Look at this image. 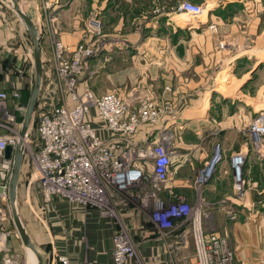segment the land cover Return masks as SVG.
<instances>
[{
	"label": "crops",
	"instance_id": "obj_1",
	"mask_svg": "<svg viewBox=\"0 0 264 264\" xmlns=\"http://www.w3.org/2000/svg\"><path fill=\"white\" fill-rule=\"evenodd\" d=\"M17 1L42 39L38 97L46 93L53 103L59 98L53 92L57 86L48 53L50 27L57 26L62 43L74 48L83 41L85 17L94 12L103 33L87 37L95 54L83 83L90 89L98 80L107 83L105 92H93H116L130 107L144 100L156 106L168 104L165 126L173 134L175 152L168 191L196 206L204 232L226 238L233 264H264V151L258 154L252 149L247 131L256 115L264 112V0H187L200 5L204 14L185 21L174 12L178 0ZM11 10L0 3V92H6V106L20 131L34 65L28 46L31 37L14 7ZM51 15L53 24L48 20ZM151 129L141 126L133 140L142 144ZM4 133L0 130V135ZM216 146L220 160L198 194L195 176L214 159ZM235 152L246 154L245 178H250L242 200L235 198L229 163ZM29 172L23 156L15 205L42 264H58V256L66 257L70 264H112L114 220L58 198L45 202L39 182ZM169 196L165 190L159 192L165 202ZM129 198L127 193L114 194L118 216L126 224L145 226L148 216ZM0 206L6 213L0 222L7 234L6 254L16 263L26 248L13 222L7 192L5 198L0 197ZM228 211H233L234 219H229ZM147 227L134 231L137 257L143 264H195L188 231L162 242ZM3 257L0 251V263Z\"/></svg>",
	"mask_w": 264,
	"mask_h": 264
},
{
	"label": "built area",
	"instance_id": "obj_2",
	"mask_svg": "<svg viewBox=\"0 0 264 264\" xmlns=\"http://www.w3.org/2000/svg\"><path fill=\"white\" fill-rule=\"evenodd\" d=\"M48 9L46 3L44 11ZM177 10L191 18L199 17L203 11L200 5L187 0H182ZM48 20L53 24L55 17L51 15ZM101 28L96 16L86 24L92 36L98 37ZM59 32L57 26L50 27L54 79L59 98L53 103L51 96L41 94L32 120L38 141L32 154V175L39 182L44 201L48 203L52 198H58L85 211L95 210L101 218L114 220L117 229L112 236V264H125L136 257L131 234L141 227L124 223L118 216L113 199L114 194L126 193L131 197L129 202L137 204L161 232L172 230L175 221L189 222L186 231L192 240L195 264H233V252L226 238L214 232H204L201 213L196 206L191 208L182 196H174L168 191L170 166L175 156L173 134L165 126L171 107L168 104L156 106L149 100L130 107L116 92L96 95L82 78L95 54L93 46L86 41L68 48L60 40ZM13 96L19 97L18 92ZM6 100V92H0V130L5 132L0 135V186L4 190L12 161L4 160L3 152L6 146H16L21 140L19 133L17 137L10 135L14 133L16 120L6 106ZM141 126H149L153 130L139 144L133 136ZM153 131L156 132L154 135ZM247 131L252 149L260 154L264 151V112L256 115ZM103 132L109 136L103 137ZM215 148L214 159L206 162L195 176L194 189L198 194L211 180L220 160L219 146ZM229 163L235 198L242 200L248 191L246 154L233 153ZM147 185L151 186V191L135 195L128 193ZM163 190L174 199L173 203L159 198V192ZM5 194L0 197L5 198ZM232 212L228 211L227 215L234 219ZM5 217L6 213L0 206V222ZM6 237L0 227V251L4 252L0 264H15L6 254ZM56 262L70 264L64 256H58Z\"/></svg>",
	"mask_w": 264,
	"mask_h": 264
},
{
	"label": "water",
	"instance_id": "obj_3",
	"mask_svg": "<svg viewBox=\"0 0 264 264\" xmlns=\"http://www.w3.org/2000/svg\"><path fill=\"white\" fill-rule=\"evenodd\" d=\"M11 1L13 2V7H14L16 14L18 15L19 19L21 20L22 24L24 25L26 29V33L31 37V40H32V44H33L32 58H33V65H34V76H33L32 86L29 91L24 120L22 122V126L19 131V136L21 140L18 141L16 146H10V145L6 146L3 152L4 160H12V168H11V173H10L8 185L6 188V192L9 198L13 222L21 238V241L23 245L25 246V248L30 250L36 256L38 264H42L43 258L39 254V252L36 250V248L32 245L25 229L23 228L21 221L19 219L17 210H16V205H15L19 171H20V167L23 161V156H24L22 140L28 134V129H29L30 122L34 114V109L37 103V98L39 95L41 81H42V62H41V56H40V43L42 39L39 37V34L37 32L35 25L31 21V19L28 17V15L22 10L18 1L17 0H11ZM12 156H13V159H12ZM4 192L5 190L3 189V187L0 186V194Z\"/></svg>",
	"mask_w": 264,
	"mask_h": 264
},
{
	"label": "rangeland",
	"instance_id": "obj_4",
	"mask_svg": "<svg viewBox=\"0 0 264 264\" xmlns=\"http://www.w3.org/2000/svg\"><path fill=\"white\" fill-rule=\"evenodd\" d=\"M181 1H182V0H178V2L176 3L175 10H174L175 13H178L177 8H178V5H179V3H180ZM0 3L9 6V8L12 9L11 11H13V2H12L11 0H0ZM192 4H193V3H192ZM176 10H177V11H176ZM95 15H96V14H95ZM95 15H94V12H90V13L87 14V16L85 17V20H84V26H83V27H84V30H85V32H84V38L82 39L83 41L80 42V44H81V43H87L86 41H88V40H87V37H88V36H89L88 39L92 37V32H90V31L88 32L87 29H86V24L88 23L89 19L92 18V17H95ZM180 19H182V20L185 21V20H190L191 17L182 14V15L180 16ZM182 20H179V21L182 22ZM101 33H103V32H102V28H101ZM101 33H100V35H101ZM32 45H33L32 42L28 44V46H29V51H31V55H32V52H33V46H32ZM48 48H49V49H48V53L50 54L51 62H52V64H54L53 61H52V47H51V42H49V47H48ZM24 52H25V51H23V54H26V53H24ZM47 55H48V54H47ZM49 59H50V58H49ZM52 70H53V73H54V75H55V72H54V66L52 67ZM88 70L90 71V69H88ZM33 71H34V69H33ZM87 72H88V71H87V69H86L85 73L87 74ZM90 75H91V74H90ZM33 76H34V75H33V72H32V77H33ZM85 78H87V75H85ZM105 84L108 86L107 83H104V82L98 80V83H95V86H94L93 89H91V90L94 91V92H97V93L105 92V90H104V88H105ZM111 87H112V86H111ZM89 89H90V87H89ZM58 90H59L58 87H56L55 90H54L53 92H59ZM111 90H112V89H111ZM259 113H260V112H259ZM168 115H169V114H168ZM33 119H34V116H33ZM15 120H16V119H15ZM14 128H15V129H14V133H10V135L17 137V135H18V133H19V124H17V120H16V126H15ZM37 144H38L37 136H36V134H35V130H34V123L32 122V127H31L29 133L27 134L26 138L23 140V148H24V151H23V153H24V165L27 167V169H29V171H30L29 174H33V172H34V167H33V164H32V154L35 152V150H36V148H37ZM253 172H254V171H253ZM249 179H250V178H248V177L245 178L247 184H248ZM151 190H152L151 186H150V185H147V186H144V187H142V186H141V187H138L137 189H132V190L129 191L128 193H130V194H132V195H135V194H140V193H144V192H146V191H151ZM183 198H184V197H183ZM184 199H185V198H184ZM173 201H174V199L170 198L167 202H169V203H173ZM185 203L188 204V203L186 202V200H185ZM188 205H189V204H188ZM189 206L192 208L194 205H193V206H192V205H189ZM8 213L10 214V211H9V210H8ZM10 216H11V215H10ZM228 217H229V219H231L229 215H228ZM145 218H146V220H144V221H146V222H145V226H148V227H149V228L147 227V229L150 230V231L152 232V235H155L156 237H158V239L161 240L162 242H166V241L170 240V238H171L172 236H174V235H175L177 232H179V231H182V230H184V229L187 230V229H188V225H189V222H188V221H185V222H183V221H175V222L173 223V228H172V230L161 232L160 230H158V229L155 227L154 224H152V222L150 221L149 218H147V217H145ZM145 226H141V227L144 228ZM135 235H136V234H134V233L131 234V239H132V241H133V243H134V246H135V241H134ZM190 239H191V238H190ZM191 241H192V240H191ZM27 252H28V249L26 248L25 253H24L23 255L20 256L19 260L16 261L15 264H30V262H31V257L28 255ZM135 253H136V257L133 258V259H131V260L137 261L138 264H143V260H141V259H139V258L137 257L136 247H135Z\"/></svg>",
	"mask_w": 264,
	"mask_h": 264
},
{
	"label": "bare ground",
	"instance_id": "obj_5",
	"mask_svg": "<svg viewBox=\"0 0 264 264\" xmlns=\"http://www.w3.org/2000/svg\"><path fill=\"white\" fill-rule=\"evenodd\" d=\"M204 11H202V13L201 14H204L203 13ZM182 15V14H181ZM184 15H187V14H184ZM187 16H189V15H187ZM28 254H29V256L31 257V260H32V264H36V256L30 251V250H28V252H27Z\"/></svg>",
	"mask_w": 264,
	"mask_h": 264
},
{
	"label": "trees",
	"instance_id": "obj_6",
	"mask_svg": "<svg viewBox=\"0 0 264 264\" xmlns=\"http://www.w3.org/2000/svg\"><path fill=\"white\" fill-rule=\"evenodd\" d=\"M27 95H28V93H27ZM27 95H26V96H27Z\"/></svg>",
	"mask_w": 264,
	"mask_h": 264
}]
</instances>
